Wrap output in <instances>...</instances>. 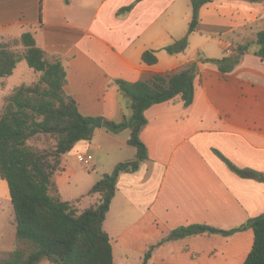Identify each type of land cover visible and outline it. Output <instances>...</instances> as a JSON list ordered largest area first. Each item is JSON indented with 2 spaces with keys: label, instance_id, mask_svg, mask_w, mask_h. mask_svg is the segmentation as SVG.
<instances>
[{
  "label": "crops",
  "instance_id": "1",
  "mask_svg": "<svg viewBox=\"0 0 264 264\" xmlns=\"http://www.w3.org/2000/svg\"><path fill=\"white\" fill-rule=\"evenodd\" d=\"M249 2L258 14L249 23L254 30L248 39L240 31L243 24L205 20L208 2L198 10L196 29L188 32L189 0H0V40L33 33L45 56L61 61L66 71L64 90L83 115L117 122L127 119L129 100L117 80H146L199 59L200 76L195 79L192 102L186 105L174 100L149 106L139 133L148 158L135 171L118 174L103 222L111 238L114 264L116 256L118 262H125L124 252L130 249L141 253V263L149 245L180 225L205 223L231 229L264 212V182L238 177L222 158L264 172V61L250 50L222 73L216 62L204 61L219 58L204 51L194 57L186 48L174 54L164 50L184 35L188 45L213 32L226 35L225 40L218 38L222 56L236 55L231 40L251 41L264 29V1ZM13 48L24 52L20 43ZM145 50L155 52V64L142 61ZM16 67L0 82L10 84L4 92L20 85L10 80ZM128 136L129 129L112 133L101 122L91 140L74 144L71 157L89 153L92 169L100 170L97 181L117 162L134 158ZM98 152L107 156L106 163ZM65 155L63 170L53 176L56 185V175L68 178L75 171L71 157ZM252 237L251 228H245L168 240L153 250L145 264H241Z\"/></svg>",
  "mask_w": 264,
  "mask_h": 264
},
{
  "label": "trees",
  "instance_id": "2",
  "mask_svg": "<svg viewBox=\"0 0 264 264\" xmlns=\"http://www.w3.org/2000/svg\"><path fill=\"white\" fill-rule=\"evenodd\" d=\"M189 1L192 18L188 32H192L198 24L199 8L212 0ZM11 42L20 43L24 52L18 54ZM187 42V35H184L164 50L170 54L181 52ZM231 43L236 55L204 61L216 62L222 73L231 70L243 52L251 50L264 61V29L257 31L251 41L235 43L231 40ZM253 45L255 48L251 49ZM22 58L37 79L31 84L15 86L5 97L0 111V177L7 183L15 227V245L0 259V264H114L111 238L103 229V222L115 194L118 174L135 171L139 163L148 158L139 133L146 123L144 112L149 106L174 100H181L186 105L192 102L195 79L200 76L199 59L146 80H117L119 90L128 97L130 109L129 118L117 122L80 113L76 101L64 90L66 71L61 61L48 59L29 31L12 41L0 40V82L12 74ZM141 59L148 65L157 62L153 50L143 51ZM97 120L112 133L129 129L127 144L135 148V156L117 162L110 172L103 173L86 194L92 202L80 208L83 196L74 201L62 200L53 176L63 170L62 157L76 142L91 140ZM39 135L52 138L53 145L32 148L28 141ZM222 158L238 177L264 182V172L241 168ZM245 228H251L253 237L241 264H264V212L231 229L205 223L175 227L147 247L140 264H145L153 250L165 241L195 235L229 234Z\"/></svg>",
  "mask_w": 264,
  "mask_h": 264
},
{
  "label": "rangeland",
  "instance_id": "3",
  "mask_svg": "<svg viewBox=\"0 0 264 264\" xmlns=\"http://www.w3.org/2000/svg\"><path fill=\"white\" fill-rule=\"evenodd\" d=\"M258 14L256 8L250 4L249 0H225V2L211 1L204 6V19L216 23H237L243 24L240 31L246 38H251L250 32L254 30L253 24H250L253 18ZM198 37V36H197ZM218 38L225 40L226 35H218L217 33H210L208 38H197L198 41H190L186 47L187 53H191L194 57H198L204 51L210 57L220 58L223 55L222 46L220 45ZM202 43L200 45L199 42ZM11 46H15L14 42H11ZM198 48V49H197ZM18 54H22V50L14 48ZM37 79V75L33 70L28 67L24 59L20 60L17 64L16 72L13 73L10 80H15V84H31ZM31 82V83H30ZM9 83L0 84V111L5 101V97L9 94L4 92L9 87ZM28 144L32 148H48L53 145V139L49 136L39 135L33 137L28 141ZM132 149V148H131ZM100 159H106V155L103 152H98ZM103 154V155H100ZM72 151L66 153L65 158H70ZM111 155L109 156V158ZM108 158V159H109ZM126 160V159H125ZM75 164V171L73 175L59 174L55 176L57 182L58 194L62 200H76V198L83 196L79 202L80 208L89 206L92 200L86 196L88 190L96 182L97 176L100 174L99 169H90L78 162L75 157L70 158ZM123 161V160H122ZM106 163V161H105ZM106 165V164H105ZM95 171V172H93ZM65 179L66 182H62ZM51 193H53L51 191ZM15 227H14V214L12 204L9 196L7 183L0 177V259L5 256L6 252L13 248L15 245ZM125 262H118L116 256V264H140L141 253L136 249L126 250ZM44 263V262H42Z\"/></svg>",
  "mask_w": 264,
  "mask_h": 264
},
{
  "label": "built area",
  "instance_id": "4",
  "mask_svg": "<svg viewBox=\"0 0 264 264\" xmlns=\"http://www.w3.org/2000/svg\"><path fill=\"white\" fill-rule=\"evenodd\" d=\"M75 158L78 162H80L85 167L90 168V169L93 168L92 156L89 153L77 152L75 153Z\"/></svg>",
  "mask_w": 264,
  "mask_h": 264
},
{
  "label": "water",
  "instance_id": "5",
  "mask_svg": "<svg viewBox=\"0 0 264 264\" xmlns=\"http://www.w3.org/2000/svg\"><path fill=\"white\" fill-rule=\"evenodd\" d=\"M101 125V121L100 120H97L96 122H95V124H94V126H96V127H98V126H100Z\"/></svg>",
  "mask_w": 264,
  "mask_h": 264
}]
</instances>
